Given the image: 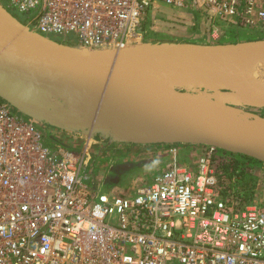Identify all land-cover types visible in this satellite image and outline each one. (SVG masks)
Wrapping results in <instances>:
<instances>
[{
  "label": "built area",
  "instance_id": "obj_1",
  "mask_svg": "<svg viewBox=\"0 0 264 264\" xmlns=\"http://www.w3.org/2000/svg\"><path fill=\"white\" fill-rule=\"evenodd\" d=\"M0 2L39 33L91 49L152 40L144 21L158 2L264 26V0ZM51 128L0 97V264H264V205L236 194L223 165L235 153L206 145L195 168L174 163L135 194L110 195L89 174L90 145L50 146Z\"/></svg>",
  "mask_w": 264,
  "mask_h": 264
},
{
  "label": "water",
  "instance_id": "obj_2",
  "mask_svg": "<svg viewBox=\"0 0 264 264\" xmlns=\"http://www.w3.org/2000/svg\"><path fill=\"white\" fill-rule=\"evenodd\" d=\"M261 61L264 38L81 47L39 33L0 2V97L57 129L93 136L124 120L151 137L119 142L209 145L264 162V114L252 111L264 108V84L243 75Z\"/></svg>",
  "mask_w": 264,
  "mask_h": 264
},
{
  "label": "rangeland",
  "instance_id": "obj_3",
  "mask_svg": "<svg viewBox=\"0 0 264 264\" xmlns=\"http://www.w3.org/2000/svg\"><path fill=\"white\" fill-rule=\"evenodd\" d=\"M145 23L148 32L161 35L152 40L216 44L264 38V26L251 29L224 20L213 21L208 14L174 8L163 2H158L149 11ZM252 111L264 114V108ZM51 132L77 149L90 145L93 165L88 169L89 174L95 177L100 190L110 195L131 196L154 175L167 170L174 163L195 168L206 147L180 144L173 152L170 144L119 142L108 138L103 130L101 136L98 129L93 136L53 127ZM44 142L55 146L48 134L44 135ZM237 171L241 177L234 181V185L243 188L245 200L264 205V162L255 159L237 168Z\"/></svg>",
  "mask_w": 264,
  "mask_h": 264
},
{
  "label": "bare ground",
  "instance_id": "obj_4",
  "mask_svg": "<svg viewBox=\"0 0 264 264\" xmlns=\"http://www.w3.org/2000/svg\"><path fill=\"white\" fill-rule=\"evenodd\" d=\"M244 77L251 81L264 84V61H261L256 67H249L243 72ZM108 138L113 139H127L134 136L149 138L151 134L142 133L135 126L125 122H118L117 124L103 130Z\"/></svg>",
  "mask_w": 264,
  "mask_h": 264
},
{
  "label": "trees",
  "instance_id": "obj_5",
  "mask_svg": "<svg viewBox=\"0 0 264 264\" xmlns=\"http://www.w3.org/2000/svg\"><path fill=\"white\" fill-rule=\"evenodd\" d=\"M145 22H146V19L144 21V26L146 27ZM146 29H147V27H146ZM145 36H146V39H156V38H158V36H161V35L158 33H155L154 31L148 32V30H147V33ZM234 36L236 37V35H234ZM236 155H238V157H240V158H237V157H233L230 159L227 158L226 160L223 161V165H224L225 172L227 173L229 179L234 178L235 180H240L241 173L239 171H237V168H239L241 166H246L250 161H254L255 159L252 157H249V156H245V155H240V154H236ZM242 169H243V167H242ZM242 189L243 188H237L235 186V192L240 197H242L244 195Z\"/></svg>",
  "mask_w": 264,
  "mask_h": 264
},
{
  "label": "crops",
  "instance_id": "obj_6",
  "mask_svg": "<svg viewBox=\"0 0 264 264\" xmlns=\"http://www.w3.org/2000/svg\"><path fill=\"white\" fill-rule=\"evenodd\" d=\"M186 145H189V146H199V145H195V144H186ZM201 146H203V145H201ZM189 148L192 149V147H189ZM196 148H197V147H196Z\"/></svg>",
  "mask_w": 264,
  "mask_h": 264
}]
</instances>
